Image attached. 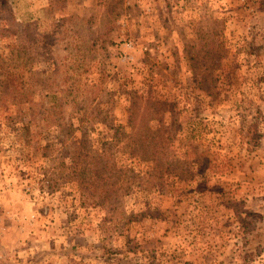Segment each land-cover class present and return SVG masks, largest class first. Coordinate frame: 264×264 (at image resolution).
Segmentation results:
<instances>
[{
	"label": "rangeland",
	"instance_id": "obj_1",
	"mask_svg": "<svg viewBox=\"0 0 264 264\" xmlns=\"http://www.w3.org/2000/svg\"><path fill=\"white\" fill-rule=\"evenodd\" d=\"M0 264H264V0H0Z\"/></svg>",
	"mask_w": 264,
	"mask_h": 264
},
{
	"label": "trees",
	"instance_id": "obj_2",
	"mask_svg": "<svg viewBox=\"0 0 264 264\" xmlns=\"http://www.w3.org/2000/svg\"><path fill=\"white\" fill-rule=\"evenodd\" d=\"M85 146V145H84ZM106 152H104L102 155H105ZM81 160L78 162V165L82 168V173L80 171V175H85V174H92L95 173L96 176L100 175L103 169H95L96 166H105L107 169L108 167V162L103 160V157L100 155L99 157L95 156L92 154L91 151L86 152H81Z\"/></svg>",
	"mask_w": 264,
	"mask_h": 264
}]
</instances>
